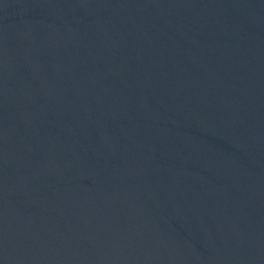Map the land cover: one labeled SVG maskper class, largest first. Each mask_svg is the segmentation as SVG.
Wrapping results in <instances>:
<instances>
[{"label": "water", "instance_id": "obj_1", "mask_svg": "<svg viewBox=\"0 0 264 264\" xmlns=\"http://www.w3.org/2000/svg\"><path fill=\"white\" fill-rule=\"evenodd\" d=\"M0 264H264V0H0Z\"/></svg>", "mask_w": 264, "mask_h": 264}]
</instances>
